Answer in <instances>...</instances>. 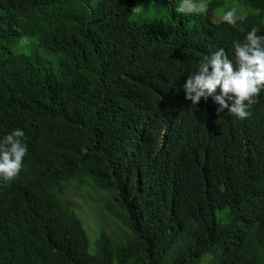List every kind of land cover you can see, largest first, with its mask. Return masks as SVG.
Segmentation results:
<instances>
[{
    "label": "trees",
    "instance_id": "obj_1",
    "mask_svg": "<svg viewBox=\"0 0 264 264\" xmlns=\"http://www.w3.org/2000/svg\"><path fill=\"white\" fill-rule=\"evenodd\" d=\"M143 1L0 0V139L22 129L28 148L19 178L0 176V264H264V92L240 120L183 90L244 33L225 1L132 20ZM236 3L264 35V0ZM73 182L121 237L90 246L61 198Z\"/></svg>",
    "mask_w": 264,
    "mask_h": 264
},
{
    "label": "clouds",
    "instance_id": "obj_2",
    "mask_svg": "<svg viewBox=\"0 0 264 264\" xmlns=\"http://www.w3.org/2000/svg\"><path fill=\"white\" fill-rule=\"evenodd\" d=\"M208 6L200 0H180L176 12L182 15H204ZM246 17L238 15L237 7L224 11L221 20L232 29L244 33L243 40L233 39L230 58L223 48L211 55H204L183 85L185 99L193 106L211 97L218 105L217 113L228 110V114L248 119L250 108L259 102L264 92V35L253 25L245 28ZM25 133L14 129L0 139V176L15 181L24 169V158L28 148L24 143Z\"/></svg>",
    "mask_w": 264,
    "mask_h": 264
},
{
    "label": "rangeland",
    "instance_id": "obj_3",
    "mask_svg": "<svg viewBox=\"0 0 264 264\" xmlns=\"http://www.w3.org/2000/svg\"><path fill=\"white\" fill-rule=\"evenodd\" d=\"M222 2L225 1L224 10L227 11L232 7H237L238 15H245L249 11L248 7L239 6L236 2L241 0H200V2L208 5L210 2ZM230 1V3H229ZM163 0H144L138 8H136L131 16L132 20H161L166 15V10L164 5H162ZM180 3V0L177 2V6ZM77 182H73L69 189L64 192L61 198L70 203L71 207L81 219L83 227L87 233L90 246L92 247L95 239L96 233L98 230L102 229L107 232L112 238H119L122 236V228L110 219L107 213L102 209L101 204L97 201H93L91 196L96 197L91 190H88L84 187L77 188ZM74 189L76 191H74ZM82 191L83 193H81ZM86 191V192H84ZM90 194V195H89ZM98 198V197H97ZM101 199V198H98ZM102 200V199H101ZM225 213L218 212L216 214V219L218 221H225ZM209 254H204L199 261L193 264H208L210 259Z\"/></svg>",
    "mask_w": 264,
    "mask_h": 264
}]
</instances>
